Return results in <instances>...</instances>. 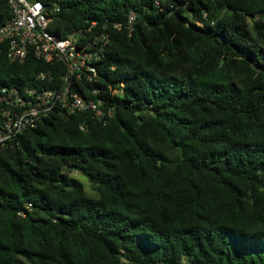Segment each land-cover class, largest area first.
I'll return each instance as SVG.
<instances>
[{"label":"trees","instance_id":"1","mask_svg":"<svg viewBox=\"0 0 264 264\" xmlns=\"http://www.w3.org/2000/svg\"><path fill=\"white\" fill-rule=\"evenodd\" d=\"M37 1L107 35L70 84L104 118L55 105L0 149V264H264V0ZM65 72L0 44V89Z\"/></svg>","mask_w":264,"mask_h":264},{"label":"built area","instance_id":"2","mask_svg":"<svg viewBox=\"0 0 264 264\" xmlns=\"http://www.w3.org/2000/svg\"><path fill=\"white\" fill-rule=\"evenodd\" d=\"M153 1L156 7H160L166 0ZM7 3L11 17L0 26V44L5 46L7 58L22 62L32 54L49 64H64L66 72L61 76L58 89L36 86L22 90L15 87L0 89V106L4 117L0 126V149L15 141L25 129L34 128L55 105L69 113L90 111L97 120H103L100 102L71 92L70 84L72 78L79 79L82 72L86 73L89 82L94 81L96 71L91 61L98 59V53L104 50L107 35L101 34L82 41V33L76 32L60 39L48 30L49 16L57 11L56 8L49 9L37 0H7ZM133 18V14H130L129 23H132ZM94 26L95 23H91L88 30ZM46 76L41 73L37 80H43ZM92 93L95 94V91Z\"/></svg>","mask_w":264,"mask_h":264},{"label":"rangeland","instance_id":"3","mask_svg":"<svg viewBox=\"0 0 264 264\" xmlns=\"http://www.w3.org/2000/svg\"><path fill=\"white\" fill-rule=\"evenodd\" d=\"M72 175L75 176L76 178H78V179L83 183V185H84V187H85V190H86V192H87L89 195H92V196L95 195V193L92 191L91 186L88 184L87 180H86L83 176L81 177V176H80L79 174H77V173H72Z\"/></svg>","mask_w":264,"mask_h":264}]
</instances>
